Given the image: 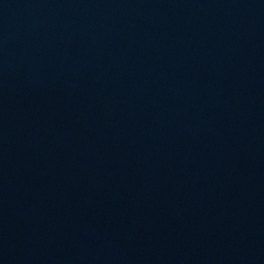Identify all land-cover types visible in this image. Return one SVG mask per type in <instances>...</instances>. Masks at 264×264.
Here are the masks:
<instances>
[{
  "label": "water",
  "instance_id": "95a60500",
  "mask_svg": "<svg viewBox=\"0 0 264 264\" xmlns=\"http://www.w3.org/2000/svg\"><path fill=\"white\" fill-rule=\"evenodd\" d=\"M0 264H264V0H0Z\"/></svg>",
  "mask_w": 264,
  "mask_h": 264
}]
</instances>
